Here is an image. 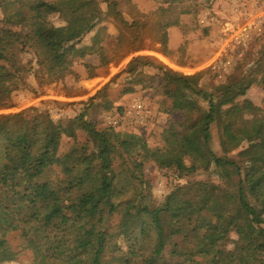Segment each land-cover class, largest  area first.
Masks as SVG:
<instances>
[{"label": "trees", "instance_id": "1", "mask_svg": "<svg viewBox=\"0 0 264 264\" xmlns=\"http://www.w3.org/2000/svg\"><path fill=\"white\" fill-rule=\"evenodd\" d=\"M105 2L127 28L137 31L113 56L98 36L90 44L81 42L101 21L97 0H0V110L9 108L10 96L24 88L27 75L38 86L51 85L71 74L75 60L91 55L98 58L97 68H107L138 51L144 38L150 50L171 54L166 25L148 27L142 19L146 16L134 11L127 24L118 2ZM52 15L64 24L54 26L48 20ZM21 54H31L33 63L24 64ZM83 67L92 78L96 68ZM144 68L160 73L169 112L184 113L187 119L201 114L184 126L177 147L165 152L150 150L135 135L96 130L85 120V111L66 121H53L35 108L31 117L27 110L0 114V220H9L0 228V264L16 259L5 240L8 232L18 233L32 264H264V206L257 211L251 203L264 199V110L244 119L237 102L250 83H225L208 93L197 74L182 75L154 58L134 57L123 71L130 77L124 94L144 86ZM258 83L264 92V68ZM213 123L224 153L246 144L239 161L212 152ZM78 131L85 133L86 143L77 141ZM64 137L73 143L58 156ZM138 158L139 166L151 159L179 178L213 166L221 182L176 186L154 205L148 183L126 166ZM117 160L126 170L116 171ZM54 166L62 178L43 180ZM227 216L235 221L237 237L228 251Z\"/></svg>", "mask_w": 264, "mask_h": 264}, {"label": "rangeland", "instance_id": "2", "mask_svg": "<svg viewBox=\"0 0 264 264\" xmlns=\"http://www.w3.org/2000/svg\"><path fill=\"white\" fill-rule=\"evenodd\" d=\"M116 1L118 10L127 24L131 23V13L134 11L146 16V19H142L148 27L159 23L166 25L171 54L163 57L150 50L149 39L144 38L138 51L110 63L107 68H97L98 58L91 55L81 61L75 60L71 74L51 85L38 86L33 75H27L24 88L12 93L9 108L0 110V114L27 110L26 115L31 117L35 113L30 109L35 108L40 112H47L53 121H66L85 111V120L92 123L98 131L111 128L115 133L135 135L150 150L165 152L174 149L177 147V136L184 132L187 122L194 121L201 114L192 113L187 119L184 113L169 112L171 103L160 87L161 75L155 68L141 69L147 76L144 86H134L133 93L124 94L123 90L130 86V77L123 71L134 57L154 58L156 62L182 75L197 74L200 88L208 93L225 83H250L245 95L237 99L242 107L243 118L252 119L258 115L257 109L264 110V92L258 83L260 72L264 68V0H248L251 12L260 14V21L256 28L251 30L246 46L232 43L226 54L222 52L225 48L223 40L226 23L234 17L230 0H177L171 5L164 0ZM97 3L102 12L101 21L81 42L90 44L91 39L98 36L107 55L113 56L118 54V48L124 39L135 38L137 31L127 28L105 0H97ZM48 20L54 26L64 24L58 15H52ZM19 57L24 64L34 61L31 54H21ZM83 64L96 68L92 78L88 77ZM96 93L97 98L90 102L89 98ZM138 103L141 104L142 110L137 117L133 108ZM201 106L205 109V105ZM210 133L211 150L215 155L239 161L238 153L246 144L224 153L219 145L220 134L216 123L211 125ZM76 137L81 144L88 141L82 131H78ZM72 143L70 138H62L56 155L60 156L68 151ZM49 158L53 159L52 156ZM140 160L138 158L127 161L129 163L126 166L130 172L135 170L137 175L141 174L143 180L148 183L150 201L154 205L161 204L176 186L200 181L215 185L221 182L213 166L208 170L199 169L189 176L179 178L173 170L160 168L151 159H143L139 166ZM121 164L120 160L116 161V171L126 170V166ZM185 164L189 166V160H185ZM61 178L59 168L54 166L48 169L43 180L57 181ZM245 188L247 192L248 187ZM251 203L259 211L264 206V199ZM8 223L9 220L2 217L0 228H6ZM226 224L230 233L224 249L228 251L232 250L237 237L234 233L235 221L231 216L226 217ZM5 240L16 253L15 261L8 264H32V255L22 248L18 233L8 232Z\"/></svg>", "mask_w": 264, "mask_h": 264}, {"label": "built area", "instance_id": "3", "mask_svg": "<svg viewBox=\"0 0 264 264\" xmlns=\"http://www.w3.org/2000/svg\"><path fill=\"white\" fill-rule=\"evenodd\" d=\"M232 2V12L234 17L231 21L226 23V34L224 38L225 48L222 52L226 54L227 49L230 48V44L235 43L237 45L246 46L249 34L253 28H256L260 21V14L251 12L248 0H230ZM249 5V6H248ZM240 22V23H239ZM136 116L140 115L142 110L141 104L134 106ZM141 120V118H138ZM142 121V120H141Z\"/></svg>", "mask_w": 264, "mask_h": 264}]
</instances>
